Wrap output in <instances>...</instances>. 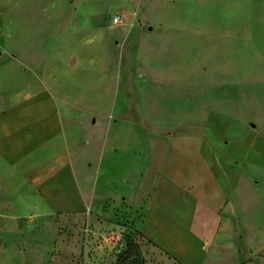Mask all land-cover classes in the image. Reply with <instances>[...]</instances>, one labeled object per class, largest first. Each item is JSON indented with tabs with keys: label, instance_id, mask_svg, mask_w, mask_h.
Returning <instances> with one entry per match:
<instances>
[{
	"label": "crops",
	"instance_id": "1",
	"mask_svg": "<svg viewBox=\"0 0 264 264\" xmlns=\"http://www.w3.org/2000/svg\"><path fill=\"white\" fill-rule=\"evenodd\" d=\"M0 2L17 10L47 4ZM53 6L54 18L16 24L38 29L36 50L26 49V35L14 42L12 21L0 40L8 87L28 72L22 60H38L23 91L0 102V192L7 207L23 202L34 215L56 214L59 232L75 239L85 215L93 224L103 215L111 228L120 226L116 215L135 222L132 212L139 213L133 228L157 251L155 264H264V102H232L230 113H192V89L200 88L201 77L187 69L168 74L179 76L183 92L177 116L127 114L117 94L102 111L94 93L106 84L111 100L120 76L108 67L115 54L94 48L95 31L124 34L129 24L130 34L135 20L116 9L111 20L95 15L80 29L74 0ZM106 43L114 51L121 45Z\"/></svg>",
	"mask_w": 264,
	"mask_h": 264
},
{
	"label": "rangeland",
	"instance_id": "2",
	"mask_svg": "<svg viewBox=\"0 0 264 264\" xmlns=\"http://www.w3.org/2000/svg\"><path fill=\"white\" fill-rule=\"evenodd\" d=\"M39 1L47 3L45 10H37L34 5L28 10H17L0 2V40L9 36V21L14 25L23 22L38 25L40 21L54 18V4L72 0ZM74 1L78 5L76 18L80 29L95 21V15L104 21L111 20L116 9L129 13L135 20L130 34L129 24L124 34L111 32L107 36L103 31H95L94 40L98 42L94 48L115 54V63L111 61L108 67L116 70V77L120 76V86L118 91L117 86L113 90L111 100H108L106 84L103 90L94 93V98L100 100V110H106V102H111L112 107L117 94L116 102L125 103L127 114L146 118L172 113L177 116L182 113L183 92L178 87L179 76L168 74L187 69L199 70L201 77L200 88L192 89L196 94L195 98L191 97L192 113L204 111L206 114L214 108L230 113L232 102H264V0ZM10 29L14 30V42L18 36L26 35V49H37L33 40H37L38 29L28 27L24 31L17 25ZM122 35H127L125 43ZM106 39L111 46L116 40L121 45L114 51ZM79 51H85L82 44ZM22 61L28 72L20 76L15 86L8 87L6 81L3 84L6 75L0 71V102H4L6 95L5 101L19 95L23 91L21 84L38 72L37 59ZM84 65L80 60L79 66ZM199 76L191 77L199 82ZM0 195V264H120L117 257L127 248L126 239L135 241L136 247L124 264H155L160 258L143 234L133 228L134 220L124 215H116L113 223L120 226L112 229L103 220L105 216L96 218L93 224L89 215H85L82 231L75 239L74 233L71 236V232H59L56 214L34 215L30 204L23 202L13 203L14 210L9 209L5 202L9 200L2 192ZM138 215L132 212L137 228ZM244 237L241 241L237 239L235 246L242 244Z\"/></svg>",
	"mask_w": 264,
	"mask_h": 264
},
{
	"label": "trees",
	"instance_id": "3",
	"mask_svg": "<svg viewBox=\"0 0 264 264\" xmlns=\"http://www.w3.org/2000/svg\"><path fill=\"white\" fill-rule=\"evenodd\" d=\"M126 249L123 250L121 253L118 254L117 257V263L124 264L126 261V258L131 252L135 249L136 243L135 241L133 242L132 239L131 241L128 242V239H126ZM121 261V262H120ZM137 263V262H136Z\"/></svg>",
	"mask_w": 264,
	"mask_h": 264
},
{
	"label": "built area",
	"instance_id": "4",
	"mask_svg": "<svg viewBox=\"0 0 264 264\" xmlns=\"http://www.w3.org/2000/svg\"><path fill=\"white\" fill-rule=\"evenodd\" d=\"M118 18H119V16H118V15H115V16L113 17V21L116 22V21L118 20Z\"/></svg>",
	"mask_w": 264,
	"mask_h": 264
}]
</instances>
